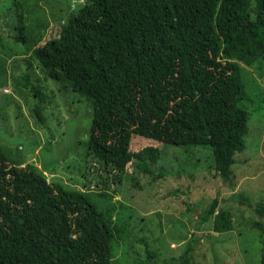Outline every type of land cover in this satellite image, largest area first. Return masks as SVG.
<instances>
[{
    "label": "trees",
    "instance_id": "16d2710c",
    "mask_svg": "<svg viewBox=\"0 0 264 264\" xmlns=\"http://www.w3.org/2000/svg\"><path fill=\"white\" fill-rule=\"evenodd\" d=\"M12 6V39L25 44L21 4ZM263 56L264 0H85L58 38L31 53L49 80L91 108L83 160L86 171L93 161L99 166L94 179L101 196L109 187L116 193L126 165L146 173L160 158L153 147L127 153L105 145L106 138L128 128L136 137L183 152L207 149L215 174L233 192L231 168L245 150L251 103L237 62L253 67ZM20 79L43 125L39 103L49 98L29 74ZM45 162L20 167L0 146V264H74L80 232H97L107 243L117 232L110 214L98 211L88 194L47 182ZM248 197L233 193L228 200L255 215L241 227L264 235V204L252 205ZM218 205L214 199L199 224L211 219L212 233H228L234 229L231 213ZM197 240L194 231L178 257L145 245L139 264H194Z\"/></svg>",
    "mask_w": 264,
    "mask_h": 264
},
{
    "label": "rangeland",
    "instance_id": "374dc122",
    "mask_svg": "<svg viewBox=\"0 0 264 264\" xmlns=\"http://www.w3.org/2000/svg\"><path fill=\"white\" fill-rule=\"evenodd\" d=\"M14 1L21 4L25 44L12 39ZM14 1L0 0V146L20 167L31 164L40 168L45 159L47 182L88 194L98 211L110 214L111 227L117 230L110 243L97 232L76 235L74 264H139L145 258V245L161 256L178 257L194 231L198 233L194 264H259L264 235L240 226L255 220V215L252 209L228 198L242 193L249 196L252 205L264 204V56L253 67L237 62L251 103L245 150L235 155L231 168L235 177L233 192L215 174L207 149L183 152L136 137L128 128L106 138L105 145L127 153L153 147L160 151V158L146 173L131 163L126 165L116 193L109 187L101 196L94 179L99 166L93 161L86 171L83 160L82 143L91 129L89 104L49 80L31 59L33 49L58 38L69 15L85 0ZM23 74H29L49 98L48 103H39L43 125L32 113L31 94L19 85ZM214 199L219 201V209L231 213L234 229L228 233H212L211 219L199 224Z\"/></svg>",
    "mask_w": 264,
    "mask_h": 264
}]
</instances>
